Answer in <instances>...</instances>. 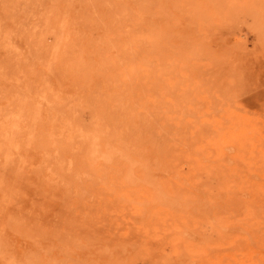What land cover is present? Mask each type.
Masks as SVG:
<instances>
[{"label":"rangeland","instance_id":"1","mask_svg":"<svg viewBox=\"0 0 264 264\" xmlns=\"http://www.w3.org/2000/svg\"><path fill=\"white\" fill-rule=\"evenodd\" d=\"M0 264H264V0H0Z\"/></svg>","mask_w":264,"mask_h":264},{"label":"bare ground","instance_id":"2","mask_svg":"<svg viewBox=\"0 0 264 264\" xmlns=\"http://www.w3.org/2000/svg\"><path fill=\"white\" fill-rule=\"evenodd\" d=\"M236 125H237V124H236ZM240 134H241V133H240ZM248 134H249V133H248ZM250 134H251V133H250ZM238 141H239V140H238ZM238 141H237V142H238ZM233 143H234V142H233ZM235 144H236V143H235ZM231 145H232V144H231ZM78 224H81V223H78ZM82 229H83V228H82ZM92 233H93V232H92Z\"/></svg>","mask_w":264,"mask_h":264}]
</instances>
